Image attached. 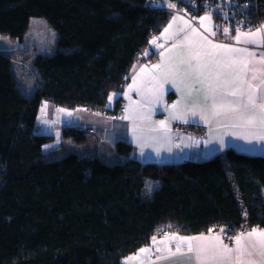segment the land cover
I'll list each match as a JSON object with an SVG mask.
<instances>
[{"label":"trees","instance_id":"16d2710c","mask_svg":"<svg viewBox=\"0 0 264 264\" xmlns=\"http://www.w3.org/2000/svg\"><path fill=\"white\" fill-rule=\"evenodd\" d=\"M162 1L0 0V35L22 43L32 17L56 34L54 52L32 59L29 93L17 85L12 56L0 50V264H121L167 228L264 227L262 154L226 148L204 160L141 163L131 143L118 139L120 162L94 154L49 158L52 134L36 131L41 101L118 111L121 97L109 107L108 96L123 90L135 60L153 57L150 39L169 19ZM170 1L199 13L220 0ZM257 2L264 18V0ZM211 15L228 23V15ZM61 133L87 140L75 125ZM146 179L159 181L150 194Z\"/></svg>","mask_w":264,"mask_h":264},{"label":"crops","instance_id":"0c3cea01","mask_svg":"<svg viewBox=\"0 0 264 264\" xmlns=\"http://www.w3.org/2000/svg\"><path fill=\"white\" fill-rule=\"evenodd\" d=\"M162 6L169 10V19L161 28L157 35L153 36L149 42V51L153 52V57L147 60H135L129 70V76L123 90L118 93L123 102V109L119 112L116 119L101 113V111L89 110L85 107L61 108L65 112L52 114L53 104L47 103L46 111L42 112L37 120L39 132L50 133L49 127L61 128L64 126L75 125L79 128L92 127V132H87L92 140L103 143L110 141L112 145L116 144L118 139H126L132 145V156L141 163L154 162L176 163L185 160H204L216 154L223 153L226 148H233L236 151L246 154L264 155V140L254 139L253 134L259 132L258 128L240 127L239 122L226 116L214 117L211 115V99L206 103L205 95H208L209 83L212 86L220 85L217 90V103L235 102L238 99L246 101L248 94V83L261 85L264 80V29L259 37L246 38L241 36L240 41L235 37L238 32H254L260 26L251 30L234 29L231 25H218L208 11L202 12H181L175 3L164 4ZM169 5H174L170 7ZM210 16V19L201 21V17ZM175 18V19H174ZM169 25V31L166 35H161L164 29ZM264 25V22L262 23ZM227 28L229 31L224 32ZM196 29V32H193ZM215 33V35H213ZM207 37V39H204ZM155 39L156 44L151 41ZM253 40L254 42H248ZM211 41V43H209ZM215 44H226L234 48L247 49L245 53H227L223 49L214 48ZM175 46V47H174ZM1 50V49H0ZM200 54V70L203 72L204 84L195 83L194 65L195 60H189V57ZM211 53L212 55H207ZM252 53L253 55H248ZM247 61L248 70L242 73L244 84L242 86L244 96L233 97L228 93L235 87L234 84H225L231 80L227 64L232 60ZM216 61H219L217 65ZM160 65L159 68L153 67ZM237 68H242V63H237ZM143 69V71H141ZM217 73H220L217 76ZM253 75L256 79L253 80ZM206 77V79H205ZM167 78L163 83V88L157 91L159 83ZM189 88L192 89L191 97L188 96ZM257 102L264 97V85H261L256 92ZM116 100V99H115ZM114 100V102H115ZM179 101L177 108L171 106ZM114 104V103H113ZM195 106L197 114L193 116L191 110ZM111 107V106H109ZM59 109V110H60ZM87 109V112L99 113L109 119L108 123H99L98 119L87 117L83 114L77 117L76 110ZM203 115L207 119L202 118ZM119 110V109H118ZM71 112L72 115H67ZM85 113V112H82ZM251 114V112L247 113ZM258 115V110H256ZM233 114L229 113L228 116ZM44 116V117H43ZM174 116L182 117L180 119ZM54 117L56 122H52ZM127 117V118H126ZM81 118V119H80ZM166 121V128L159 125V121ZM186 122L192 126V131H175L172 127V121ZM47 121V123H45ZM235 125V126H234ZM204 128L205 134L199 135L195 132L197 128ZM49 130H46V129ZM51 134V133H50ZM62 136V133H61ZM52 148L58 145H52ZM159 150V151H157ZM94 155L103 158L101 150L93 151ZM97 153V154H96ZM118 158L123 157L118 153ZM209 232L180 233L179 236H223L233 239V245L229 248L233 251L223 254L222 259L209 260L204 264H264V256L261 255V247L256 237L245 235L241 240L240 250L237 251L235 237L241 233H248L252 229L264 230V227L246 226L235 232H230L226 225H218L211 228ZM223 229V231H221ZM160 240L161 236L155 233L150 240L137 248L134 252L125 255L121 264H125L126 258H132L138 249L146 248L150 245L152 238ZM168 237V236H167ZM205 245H211L218 242H201ZM224 244V242H223ZM172 251H175V242L169 245ZM197 242L193 241V247ZM156 247L163 249L164 244H157L152 247V252L141 254L140 259H131L129 264H197L195 252L185 256H176L170 259L157 260L156 257L164 253L156 252ZM184 252H187V246H184ZM251 253V255H249Z\"/></svg>","mask_w":264,"mask_h":264},{"label":"snow or ice","instance_id":"6c2138e0","mask_svg":"<svg viewBox=\"0 0 264 264\" xmlns=\"http://www.w3.org/2000/svg\"><path fill=\"white\" fill-rule=\"evenodd\" d=\"M170 7H174V5H169ZM175 19V18H174ZM201 21L210 19V16H204L200 18ZM35 24H40L43 23L42 21H33ZM171 25H169L167 28L164 29V32L161 34L166 35L169 31V28ZM262 29H264V25H261V27H258L256 31L254 32H238L237 36L235 39L237 41H240L241 36L246 37V38H254V37H259L261 34ZM196 29H193V32H196ZM229 29L225 28L224 32L227 33ZM215 35V33H213ZM4 38H0V40H3ZM204 39H207V37H204ZM248 42H254L253 40H249ZM152 44H156V40L153 39L151 41ZM211 43V41H209ZM175 47V46H174ZM214 48L218 49H223L227 53H245L247 52V49H241V48H234L226 44H215L213 45ZM207 55L211 56V53H208ZM248 55H253L252 53H248ZM199 57L200 54L196 53L195 55H192L189 57V60H195L197 63L194 65V74H195V83H199L201 85L204 84V79L201 77L203 76V72L200 70V64H199ZM217 65H219V61H216ZM237 63H242L243 67L242 68H237L236 65ZM153 67L159 68L160 65H154ZM227 68L230 70L229 75L232 76L231 80H228L225 82V84H234L235 87L228 93V95H231L233 97H243L244 96V91H243V84L244 80L242 79V73H245L248 68H247V61H237L236 59H232L228 64ZM143 71V69H141ZM220 73H217V76H219ZM206 79V77H205ZM253 80L256 79V76L253 75L252 77ZM167 82V78L164 81H161L159 83L157 91L159 92L160 89L163 88V83ZM261 85H264V80L261 81ZM261 85H253L251 82L248 83V94H247V99L246 101H242L241 99L236 100L235 102H228L227 104L225 103H217V90L220 87V85H216L215 87L212 86L211 83H209V89H208V95H205L204 100L207 103L209 99H211V105H210V110H211V115L214 117H219V116H226L230 119H235L239 122L240 127H251V128H258L259 132L256 134H253L254 139H260L264 140V97L260 98V102H257V89L261 87ZM191 92L192 89L189 88V93L188 96L191 97ZM119 95L118 93H114L109 95V101L113 99L114 96ZM179 101L174 103L171 107L173 109L177 108L179 105ZM47 108V102L45 101L44 104L42 105V111H46ZM256 110H258V115L256 114ZM59 111L65 112L66 110L60 109ZM80 111H87V109H80ZM203 109L201 110L202 112V118L207 119V116L203 115ZM251 112V114H247ZM231 113L233 114L232 116H228V114ZM191 114L195 116L197 114L195 110V106L191 110ZM67 115H72L71 112H67ZM99 115V113H97ZM127 118V117H126ZM173 118L175 119H180L182 117L179 116H174ZM47 123V121H45ZM159 125L163 128H166V121H159ZM235 126V125H234ZM58 135V134H57ZM159 151V150H157ZM153 183L159 184V181H151L148 184L149 190L152 191V186ZM170 227V226H169ZM212 229H209V232H211ZM223 231V229H221ZM247 235L248 237H256L257 241L261 247V255L264 256V230H257V229H252L248 233H241L235 237V242L237 246V251L240 250V245H241V240L242 238ZM193 241L197 242V246L194 248L193 247ZM218 242V243H213L211 245H205L202 244L201 242ZM171 242H175V251H172V248L169 246ZM157 244H164V248L161 249L159 247H156V252L159 253H164L162 255H159L156 257L157 260L161 259H170L172 257L176 256H185L190 253L195 252V259L197 261V264H204V262L209 261V260H217V259H222L223 254L228 253L230 254L233 249L229 248L226 244H223V241L220 236H205V235H200V236H179L176 233H170L168 237H163L160 240H157L156 237L152 238V241L150 242V245L146 248H141L138 249L137 253L134 254L132 258H126L125 264H129V261L131 259H136L139 260L141 254L144 253H151L152 252V247L157 245ZM187 246V252H184V246ZM251 255V253H249Z\"/></svg>","mask_w":264,"mask_h":264},{"label":"rangeland","instance_id":"374dc122","mask_svg":"<svg viewBox=\"0 0 264 264\" xmlns=\"http://www.w3.org/2000/svg\"><path fill=\"white\" fill-rule=\"evenodd\" d=\"M172 3H173L172 1L166 0V2L163 3V5L164 4L168 5ZM33 21H42L43 23L35 24L33 23ZM0 38H4L3 40H0V49L6 51V53H9L12 56L13 69L16 73L17 85L19 86L22 92L29 93V91L32 88H34L36 85V80L33 74L34 67L32 65V59L35 56V54L38 53L54 52L56 47V34L54 30L46 23V21L42 17H32L29 23V28L25 33V39L22 43L20 41H13L12 39L2 35H0ZM111 94H114V92L110 93L109 95ZM116 96H114L111 101H109V96H108V102H107L108 106L111 107L113 106ZM41 103L44 102L41 101L39 103V107L42 108ZM118 108H120V110L123 109V102H119ZM111 110H101V113L110 116V118L114 120L116 119V113L115 111H111ZM120 110H118L117 113H119ZM76 112H77V117H81L83 114H86L87 117L98 119L100 124L109 122V119L107 117L102 115L101 116L97 115V113H91L80 110H76ZM58 113H60V111L56 108H53L52 114L56 116L58 115ZM112 114H115V116L113 117ZM52 122H56L55 117ZM91 128L92 127H88V128L85 127L87 132H92L93 129ZM49 129H50V133L52 134V139H50L48 143H46L45 145L46 148L47 149L49 148L51 151L49 158H57L59 156L66 155L68 153H76L78 155L94 154L93 151L101 150L103 153V158H102L103 161H106L111 164L122 161L119 160L116 148L114 147V145L111 144L109 140L101 143L99 142V139L94 141L92 140V137L88 135L87 140H85L82 143H76L70 139H66L63 136H61V132L59 131L58 128L49 127ZM49 129L47 128L46 130ZM36 131H39V126H37V123H36ZM52 145H58L59 148L56 150H51ZM156 185L157 184L153 183L152 189Z\"/></svg>","mask_w":264,"mask_h":264},{"label":"built area","instance_id":"2783aa9c","mask_svg":"<svg viewBox=\"0 0 264 264\" xmlns=\"http://www.w3.org/2000/svg\"><path fill=\"white\" fill-rule=\"evenodd\" d=\"M205 8H207V4L205 2L201 3ZM213 7L211 9H206L209 13H215L220 15H228V23L231 25L234 29H241V30H251L253 28H256V26L262 25L264 22L263 15H261L258 11V2L257 0H220L219 2L212 5ZM264 13V11H263ZM261 49L264 50V46L261 45ZM141 56V53L140 55ZM44 103H41L43 105ZM53 108L60 109L58 105H54ZM105 110H111V109H105ZM120 110V108H119ZM112 111V110H111ZM121 111V110H120ZM116 113V117L119 113ZM114 117L115 114H112ZM172 127L175 131H184L189 132L192 131V126L189 125L186 122H180V121H172ZM94 130V128H91ZM195 132L199 135L205 134L204 128H197ZM170 233H176L178 234V231L175 229L167 228L164 230H161L158 234L161 237H167L170 235ZM154 236V235H153ZM223 242L228 247H231L233 245V239L227 237L226 235L223 236Z\"/></svg>","mask_w":264,"mask_h":264},{"label":"clouds","instance_id":"9594fccd","mask_svg":"<svg viewBox=\"0 0 264 264\" xmlns=\"http://www.w3.org/2000/svg\"><path fill=\"white\" fill-rule=\"evenodd\" d=\"M151 182L150 179L145 180V189H146V194H150L151 191L149 190L148 184Z\"/></svg>","mask_w":264,"mask_h":264}]
</instances>
